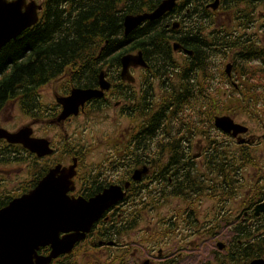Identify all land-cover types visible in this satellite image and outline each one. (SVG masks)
Segmentation results:
<instances>
[{
  "label": "flooded vegetation",
  "instance_id": "af4514ba",
  "mask_svg": "<svg viewBox=\"0 0 264 264\" xmlns=\"http://www.w3.org/2000/svg\"><path fill=\"white\" fill-rule=\"evenodd\" d=\"M212 1L203 24H192L200 17L186 7L180 18L164 14L160 22L179 40L165 57L142 54L145 64L129 67V79L121 43L118 56L102 57L80 88H98L101 72L109 87L77 114L58 118L59 99L74 87L64 74L41 86L20 128L29 126L48 152L0 139V149L14 151L0 160V208L55 168L65 191L57 205L116 190L85 236L47 264H264V0H228L226 17L221 0L205 7ZM94 116L110 128L95 133ZM219 116L240 126L224 130ZM74 233L69 224L57 235ZM50 251L49 244L35 249Z\"/></svg>",
  "mask_w": 264,
  "mask_h": 264
},
{
  "label": "trees",
  "instance_id": "16d2710c",
  "mask_svg": "<svg viewBox=\"0 0 264 264\" xmlns=\"http://www.w3.org/2000/svg\"><path fill=\"white\" fill-rule=\"evenodd\" d=\"M160 1L43 0L44 8L38 21L0 49V109L9 100H16L21 109L31 110L39 88L60 74L74 87H87L86 81L92 79L90 76L85 79L84 74L99 72L104 63L102 57L118 56L114 50L119 43L123 53L140 49L144 57L168 55L170 41L179 40V36H170L161 19L146 22L129 35H123L126 14L151 11ZM207 1H179L169 13H181L186 7L190 17L196 14L200 17L192 24H203ZM198 7L203 8L200 11ZM220 7L226 17L228 0H221ZM195 32L192 29L193 35ZM98 55L99 58H95ZM64 88L68 89L69 85ZM186 98L194 102L195 96L186 95ZM13 147L17 151L18 146ZM7 152L14 151L0 149V160L9 158Z\"/></svg>",
  "mask_w": 264,
  "mask_h": 264
},
{
  "label": "water",
  "instance_id": "95a60500",
  "mask_svg": "<svg viewBox=\"0 0 264 264\" xmlns=\"http://www.w3.org/2000/svg\"><path fill=\"white\" fill-rule=\"evenodd\" d=\"M178 0H161L151 11L136 14H126L123 17V35H129L142 23L152 22L161 18L165 13L173 10ZM219 0L205 5L206 8L216 9ZM42 4L35 0H0V49L9 41L19 36L26 28L34 25L38 19V12ZM179 22L174 21L171 27L177 28ZM173 43V49L179 48ZM122 77L129 79L128 69L135 65H144L142 53H124L121 56ZM228 73V66L225 68ZM98 88L74 87L69 95L61 97L59 102L62 111L59 119L70 114H77L79 107L93 97H100L103 90L108 89L109 83L101 72L98 77ZM218 127L229 130L238 127L227 116L216 118ZM29 126L9 131L0 127V139L11 144H23L30 151L37 154L48 152L46 143L31 137ZM42 145V146H41ZM57 168L50 169L38 185L28 193L14 198L7 206L0 208V264H47L52 258L62 252H67L75 241L83 238L91 224L100 216L101 212L112 200L115 189H109L97 194L89 200L75 199L68 205H57L63 201L62 178H56ZM65 223V224H64ZM71 224L75 233L59 238L57 233ZM65 228H64V227ZM62 227V228H61ZM51 246L46 256L36 254L35 249L41 245Z\"/></svg>",
  "mask_w": 264,
  "mask_h": 264
},
{
  "label": "rangeland",
  "instance_id": "374dc122",
  "mask_svg": "<svg viewBox=\"0 0 264 264\" xmlns=\"http://www.w3.org/2000/svg\"><path fill=\"white\" fill-rule=\"evenodd\" d=\"M181 14L182 13H178L176 15H177V17L180 18ZM63 80L68 82L66 77H63ZM59 88H60V90L58 89V91L63 93V91H61L63 88L61 86H59ZM48 92H50V91H48ZM46 93H47V89L43 90V94L46 95ZM11 101H16V100H9L6 103V105L3 106L2 109H0V127L6 128L10 131H15V130L19 129L22 125L28 123L30 118L27 117L23 113L21 107L18 106L17 101H16V104H14V105H11ZM237 119L243 120L244 117H241V118L237 117ZM80 120L81 119H79V121ZM91 122H92L93 131L97 134H100V132L102 131L103 128H106V127L110 128V126H107V124H106L107 122L105 120H101L100 116H94V118L92 119ZM65 128H66V130H68L67 127H65ZM34 130H36L35 127H34ZM35 133H36V131H35ZM5 168L7 169L8 167H5ZM10 168H12V169L15 168V172H11V174H15V177L19 176L21 170H20L18 164L14 165ZM34 169L35 168H32V170H29V174L30 173L32 174Z\"/></svg>",
  "mask_w": 264,
  "mask_h": 264
}]
</instances>
